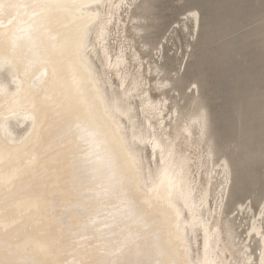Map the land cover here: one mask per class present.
Returning a JSON list of instances; mask_svg holds the SVG:
<instances>
[{"label":"bare ground","instance_id":"1","mask_svg":"<svg viewBox=\"0 0 264 264\" xmlns=\"http://www.w3.org/2000/svg\"><path fill=\"white\" fill-rule=\"evenodd\" d=\"M128 1L0 0V261L249 264L244 252L234 261L212 217L209 186L221 172L178 149L179 139L193 147L192 127L169 136L139 71L129 80L123 54L110 55L108 28ZM192 167L204 168L203 182ZM250 232L263 264L264 233Z\"/></svg>","mask_w":264,"mask_h":264},{"label":"rangeland","instance_id":"2","mask_svg":"<svg viewBox=\"0 0 264 264\" xmlns=\"http://www.w3.org/2000/svg\"><path fill=\"white\" fill-rule=\"evenodd\" d=\"M152 2L157 7L151 14L144 12L143 0L122 6L108 28L110 55L123 54L121 71L129 73V80L139 71L142 91L163 104L169 136L176 127H192L193 147L185 148L182 139L176 144L191 164L199 156L221 172L209 186V204L213 210L219 206L212 217L220 222L223 244L233 246L234 261L244 252L249 264H259L260 236L250 228L254 224L264 233V0ZM93 61L102 74L100 63ZM106 72L112 90L119 92L116 77ZM130 101L142 124L139 98ZM141 148L153 168L149 146ZM203 170L192 167L198 183L205 179ZM196 241L194 258L201 252V238Z\"/></svg>","mask_w":264,"mask_h":264},{"label":"snow or ice","instance_id":"3","mask_svg":"<svg viewBox=\"0 0 264 264\" xmlns=\"http://www.w3.org/2000/svg\"><path fill=\"white\" fill-rule=\"evenodd\" d=\"M142 8L146 14H151L152 10L157 7L152 0H143ZM2 7V5H0ZM0 264H7V262L0 261Z\"/></svg>","mask_w":264,"mask_h":264}]
</instances>
